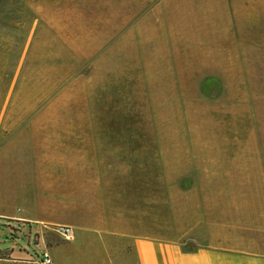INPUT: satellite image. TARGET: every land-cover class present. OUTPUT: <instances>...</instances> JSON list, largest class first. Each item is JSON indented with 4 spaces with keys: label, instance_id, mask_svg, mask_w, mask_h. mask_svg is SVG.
Returning <instances> with one entry per match:
<instances>
[{
    "label": "rangeland",
    "instance_id": "374dc122",
    "mask_svg": "<svg viewBox=\"0 0 264 264\" xmlns=\"http://www.w3.org/2000/svg\"><path fill=\"white\" fill-rule=\"evenodd\" d=\"M40 1V60L21 63L24 38L7 42L1 27L15 34L31 13L0 0V126L11 117L71 118L73 132L87 134L89 184L97 166L111 184H146L152 203L144 198L138 221L146 217L154 234L193 228L205 231L202 241L206 233L224 240L233 229V241L246 242L238 230L264 228V45L205 38L204 60L189 46L178 60H129L123 41L118 52L92 50L96 39L81 30L91 17L82 26L80 13L68 20L65 0ZM3 175L0 161V187ZM8 223L0 218V264H37L38 223Z\"/></svg>",
    "mask_w": 264,
    "mask_h": 264
},
{
    "label": "crops",
    "instance_id": "0c3cea01",
    "mask_svg": "<svg viewBox=\"0 0 264 264\" xmlns=\"http://www.w3.org/2000/svg\"><path fill=\"white\" fill-rule=\"evenodd\" d=\"M16 1L31 13V20L17 21L16 35L3 25L6 32L1 38L7 42L24 38L19 61L38 62L41 1ZM73 1L65 0V13L70 21L80 13L82 26L84 15L91 17L81 30L96 39L92 50L114 52L123 41L130 46L129 60H178L188 46L200 55L196 59L204 60L200 45L205 38L208 44L264 45V0ZM54 21L43 20L45 27L55 30ZM104 45L108 47L101 49ZM138 53L171 56L138 57ZM2 121L0 218L10 226L38 223V245L53 264H264V228L238 230L249 234L246 242L233 241L237 232L233 229L219 235L224 240L206 233L208 239L202 241L204 230L193 228L178 231L176 238L154 234L146 217L138 221L145 199L152 203L146 184H111L100 166L89 184L87 134L74 133L71 118Z\"/></svg>",
    "mask_w": 264,
    "mask_h": 264
},
{
    "label": "built area",
    "instance_id": "2783aa9c",
    "mask_svg": "<svg viewBox=\"0 0 264 264\" xmlns=\"http://www.w3.org/2000/svg\"><path fill=\"white\" fill-rule=\"evenodd\" d=\"M64 232L68 230L67 227H63L62 229ZM37 264H53L50 255L47 252H43L42 256H40L37 260Z\"/></svg>",
    "mask_w": 264,
    "mask_h": 264
}]
</instances>
